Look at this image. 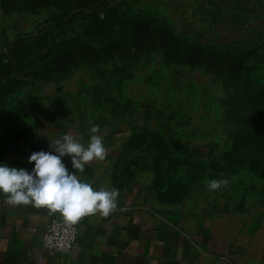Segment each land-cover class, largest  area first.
Here are the masks:
<instances>
[{
    "label": "rangeland",
    "instance_id": "obj_1",
    "mask_svg": "<svg viewBox=\"0 0 264 264\" xmlns=\"http://www.w3.org/2000/svg\"><path fill=\"white\" fill-rule=\"evenodd\" d=\"M62 120L118 139L145 199L264 214V0H0V162Z\"/></svg>",
    "mask_w": 264,
    "mask_h": 264
},
{
    "label": "crops",
    "instance_id": "obj_2",
    "mask_svg": "<svg viewBox=\"0 0 264 264\" xmlns=\"http://www.w3.org/2000/svg\"><path fill=\"white\" fill-rule=\"evenodd\" d=\"M93 125L98 123L47 124L14 145L11 161L31 171V153L50 151V142L64 135L87 146ZM98 134L107 150L105 159L88 162L77 175L94 190L118 189L117 208L108 217L78 220V243L62 254L47 250L43 242L58 212L10 205L0 194V264H264V214L229 193L195 194L173 205L145 199L142 187L114 178L120 141L102 127ZM64 162L71 171L70 158Z\"/></svg>",
    "mask_w": 264,
    "mask_h": 264
},
{
    "label": "clouds",
    "instance_id": "obj_3",
    "mask_svg": "<svg viewBox=\"0 0 264 264\" xmlns=\"http://www.w3.org/2000/svg\"><path fill=\"white\" fill-rule=\"evenodd\" d=\"M92 135L85 146L72 135H64L50 142V151L40 150L28 157L34 163L29 171L23 167L0 162V194L10 205H32L46 208L50 213H60L66 222L76 223L82 217L100 214L108 217L116 208L120 195L118 189H98L77 175L83 173L88 162L103 160L107 155L99 126L93 125ZM70 158L71 171L64 162ZM228 180H212L207 187L216 191Z\"/></svg>",
    "mask_w": 264,
    "mask_h": 264
},
{
    "label": "built area",
    "instance_id": "obj_4",
    "mask_svg": "<svg viewBox=\"0 0 264 264\" xmlns=\"http://www.w3.org/2000/svg\"><path fill=\"white\" fill-rule=\"evenodd\" d=\"M79 228L75 223L66 222L60 213L48 224L43 237L44 247L57 253L69 254L78 243Z\"/></svg>",
    "mask_w": 264,
    "mask_h": 264
},
{
    "label": "trees",
    "instance_id": "obj_5",
    "mask_svg": "<svg viewBox=\"0 0 264 264\" xmlns=\"http://www.w3.org/2000/svg\"><path fill=\"white\" fill-rule=\"evenodd\" d=\"M137 29H134V31H136ZM244 57V56H243ZM245 58V57H244ZM244 61V60H243ZM242 66V65H241Z\"/></svg>",
    "mask_w": 264,
    "mask_h": 264
}]
</instances>
